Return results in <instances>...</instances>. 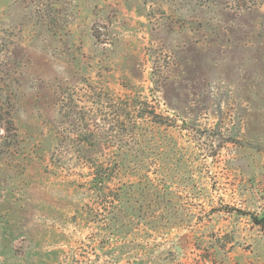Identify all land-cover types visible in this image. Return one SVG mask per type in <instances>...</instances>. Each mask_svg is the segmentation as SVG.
<instances>
[{"label":"rangeland","instance_id":"1","mask_svg":"<svg viewBox=\"0 0 264 264\" xmlns=\"http://www.w3.org/2000/svg\"><path fill=\"white\" fill-rule=\"evenodd\" d=\"M8 117L0 264H264V0H0Z\"/></svg>","mask_w":264,"mask_h":264},{"label":"trees","instance_id":"2","mask_svg":"<svg viewBox=\"0 0 264 264\" xmlns=\"http://www.w3.org/2000/svg\"><path fill=\"white\" fill-rule=\"evenodd\" d=\"M0 124L2 128L4 129V131L6 132V134L10 135L13 138H17V131L15 128V123L11 117H8L7 119L6 118L2 119L0 121ZM94 172H95L94 179L96 181L100 183L107 181L108 173H105L102 165H99V166L97 165L96 167H94Z\"/></svg>","mask_w":264,"mask_h":264}]
</instances>
